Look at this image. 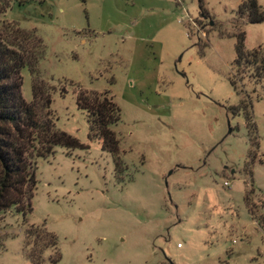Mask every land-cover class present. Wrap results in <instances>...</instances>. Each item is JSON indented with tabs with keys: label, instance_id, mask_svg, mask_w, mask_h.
Here are the masks:
<instances>
[{
	"label": "rangeland",
	"instance_id": "rangeland-1",
	"mask_svg": "<svg viewBox=\"0 0 264 264\" xmlns=\"http://www.w3.org/2000/svg\"><path fill=\"white\" fill-rule=\"evenodd\" d=\"M243 1L11 3L0 21L42 41L56 129L86 148L36 160L32 211L0 220V264H31L29 226L55 235L56 264H264V80L234 64L240 35L264 57V22ZM79 89L119 107L126 170L89 137Z\"/></svg>",
	"mask_w": 264,
	"mask_h": 264
},
{
	"label": "trees",
	"instance_id": "trees-1",
	"mask_svg": "<svg viewBox=\"0 0 264 264\" xmlns=\"http://www.w3.org/2000/svg\"><path fill=\"white\" fill-rule=\"evenodd\" d=\"M13 1L0 0V15L6 13ZM238 14L246 16L251 24L264 22V12L256 0H244ZM260 53L259 50L245 51L244 35H240L234 62L238 72L249 70L251 77L264 80V57ZM42 55V41L35 33L0 21V220L10 210L24 218L32 211L37 159L53 155L56 147L68 151L86 148L74 136L56 129L51 110L54 88L37 71ZM25 67L31 75L30 103L21 93V70ZM76 105L87 115L89 137L99 140L102 150L112 156L116 171L126 170L119 139L112 129L121 118L113 98L108 92L79 89ZM25 246L31 264H56L61 259L57 238L45 229L29 226ZM48 250L51 253L45 259L44 253Z\"/></svg>",
	"mask_w": 264,
	"mask_h": 264
},
{
	"label": "built area",
	"instance_id": "built-area-1",
	"mask_svg": "<svg viewBox=\"0 0 264 264\" xmlns=\"http://www.w3.org/2000/svg\"><path fill=\"white\" fill-rule=\"evenodd\" d=\"M225 185H227V183Z\"/></svg>",
	"mask_w": 264,
	"mask_h": 264
}]
</instances>
